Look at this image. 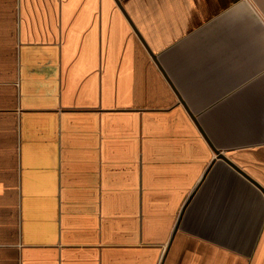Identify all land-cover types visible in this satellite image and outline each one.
Listing matches in <instances>:
<instances>
[{
    "label": "crops",
    "instance_id": "1",
    "mask_svg": "<svg viewBox=\"0 0 264 264\" xmlns=\"http://www.w3.org/2000/svg\"><path fill=\"white\" fill-rule=\"evenodd\" d=\"M209 142L264 188V0H0V264H264Z\"/></svg>",
    "mask_w": 264,
    "mask_h": 264
},
{
    "label": "water",
    "instance_id": "2",
    "mask_svg": "<svg viewBox=\"0 0 264 264\" xmlns=\"http://www.w3.org/2000/svg\"><path fill=\"white\" fill-rule=\"evenodd\" d=\"M118 1V0H116ZM194 118V116H193ZM194 120H196L194 118ZM198 128L201 130V132L203 133L204 136L205 133L202 130V128L199 126V124L197 123ZM210 146H212L214 152L216 153L217 157L223 158L224 160H226L229 164H231L232 166H234L237 170H239L242 174H244L245 176H247L250 180H252L256 185H258L264 192V188L261 186V184L259 182H257L256 180H254L252 177H250L244 170H242L241 168H239L238 166H236L225 154H223L221 151H219L217 148H215L210 142H209Z\"/></svg>",
    "mask_w": 264,
    "mask_h": 264
}]
</instances>
